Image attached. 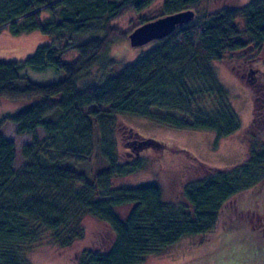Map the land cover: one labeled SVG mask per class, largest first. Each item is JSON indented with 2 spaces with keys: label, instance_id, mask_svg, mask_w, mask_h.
<instances>
[{
  "label": "trees",
  "instance_id": "obj_1",
  "mask_svg": "<svg viewBox=\"0 0 264 264\" xmlns=\"http://www.w3.org/2000/svg\"><path fill=\"white\" fill-rule=\"evenodd\" d=\"M154 1L0 0V31L52 38L24 59L0 60V97L29 101L0 118V264H30L29 252L47 238L61 249L70 247L83 238L87 216L108 226L110 244L79 253L77 264H141L182 238L209 235L218 225L224 237L249 220L239 198L264 178V148H258L255 122L246 163L226 169L192 157L200 174L183 186V200L164 201L156 181L115 184L142 169L145 160L137 155L145 138L127 126L124 134L120 116L230 137L241 121L212 62L264 45V0L205 13L203 0H167L155 17L142 19L134 29L184 11L194 17L152 41L119 71L103 70L110 44L129 40L130 33L113 22ZM71 50L77 58L65 60ZM49 68L65 77L39 84L22 74ZM7 123L14 124L16 135L31 136L20 155L2 133ZM123 207H129L124 216L116 211Z\"/></svg>",
  "mask_w": 264,
  "mask_h": 264
},
{
  "label": "rangeland",
  "instance_id": "obj_2",
  "mask_svg": "<svg viewBox=\"0 0 264 264\" xmlns=\"http://www.w3.org/2000/svg\"><path fill=\"white\" fill-rule=\"evenodd\" d=\"M166 1L155 0L143 10H131L113 22V26L123 33L131 34L142 19L155 17L158 14V9H161ZM250 1L203 0L200 10L205 13L225 5H243ZM46 16L43 14V17ZM239 26L240 28L243 27L242 19L239 20ZM51 42L50 36L40 32L14 36L8 30H2L0 31V60L24 59L32 55L39 45ZM152 43L132 46L129 40H114L106 51L107 57L103 63L105 65L103 70L109 69L111 73L119 71L125 64L149 48ZM251 51L249 50L248 54ZM257 53H264V45L259 47ZM77 56L78 52L71 50L64 55V59L71 61ZM244 57L245 55L239 56L236 53H231L226 54L221 61L212 62L217 78L228 89L231 104L240 118L241 128L239 131L230 137L219 139L217 134L211 130H181L159 125L137 116H120L119 123L122 130L125 131L124 134H126L125 126L132 127L142 138L157 140L163 144V147L144 146L138 148L137 155L145 159L144 167L137 172L115 180V184L133 186L156 181L162 188L164 201H180L183 200V186L197 179L200 174L199 167L193 165L194 159L192 157L206 165L217 168L230 169L232 166L246 163L250 156L252 145L250 141H254L251 137L253 129L249 130L254 122L252 114L254 92L252 87L239 77V73L243 72ZM98 70L99 68L96 67L94 71ZM22 74L39 84L55 83L65 77L63 71L52 68L43 72L26 69ZM28 103L29 101H11L0 97V118L19 110ZM14 129V124L7 123L2 128V133L15 142L17 152L20 155L21 147L30 142L31 136H18ZM255 132L258 133L256 127ZM39 134L41 135L42 131H39ZM261 137L264 139V134ZM126 139L129 138L126 137ZM259 144L261 142L258 140V148L261 146ZM128 151L131 154L135 152L131 148H127ZM130 158L133 160V157L130 156ZM263 185L264 178L255 191L245 192L240 198L238 197L241 206L248 197L263 198ZM241 208L243 213H248L243 207ZM128 209L129 207H123L116 209V211L124 216ZM82 226L84 228L83 238L70 247L61 249L52 244L49 238L45 239L43 244L36 246L33 251L29 252L30 264H77L79 253L84 250L108 247L111 234L105 223L92 216H87ZM241 228L237 233L223 237L221 236L222 225H218L213 233L206 236L182 238L165 253L149 256L141 264H264V240L258 233H253L246 227L243 229V226Z\"/></svg>",
  "mask_w": 264,
  "mask_h": 264
},
{
  "label": "flooded vegetation",
  "instance_id": "obj_3",
  "mask_svg": "<svg viewBox=\"0 0 264 264\" xmlns=\"http://www.w3.org/2000/svg\"><path fill=\"white\" fill-rule=\"evenodd\" d=\"M249 50H252L250 54H248ZM257 51H259V47L252 48L249 46L248 49H242L236 54L239 56L245 55L243 61V72L239 73V77L242 80L244 79L246 84H249V86L253 89L252 91L254 94L252 97V114L254 116L253 121L257 125L256 128L258 132L255 134L256 141L258 144L259 140L261 142V144H259L261 145L260 148H264V139L261 137L264 134V53H257ZM259 184H257L256 188L253 189L254 191L257 189ZM243 205H245L243 207L244 210L248 212L247 214L243 215H249V220L243 221V229L246 227L247 229L251 230V232L258 233V235L264 240V197H248L243 202Z\"/></svg>",
  "mask_w": 264,
  "mask_h": 264
},
{
  "label": "water",
  "instance_id": "obj_4",
  "mask_svg": "<svg viewBox=\"0 0 264 264\" xmlns=\"http://www.w3.org/2000/svg\"><path fill=\"white\" fill-rule=\"evenodd\" d=\"M193 17L194 13L187 11L159 17L137 27L129 35V41L132 46H142L157 39H162L170 35L179 25L191 20ZM156 141L152 138L144 139L140 144V148L150 146Z\"/></svg>",
  "mask_w": 264,
  "mask_h": 264
}]
</instances>
